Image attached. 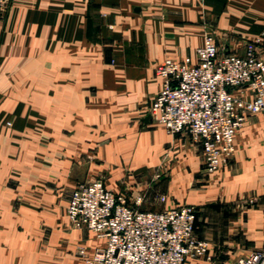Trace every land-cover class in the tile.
Instances as JSON below:
<instances>
[{
	"label": "crops",
	"instance_id": "0c3cea01",
	"mask_svg": "<svg viewBox=\"0 0 264 264\" xmlns=\"http://www.w3.org/2000/svg\"><path fill=\"white\" fill-rule=\"evenodd\" d=\"M208 31L226 53L256 41L264 60V0H11L0 18V264H86L80 250L106 240L74 228L67 208L78 184L100 179L141 211L195 207L210 247L187 264H236L264 247V113L213 174L188 135L150 114L157 66L195 58Z\"/></svg>",
	"mask_w": 264,
	"mask_h": 264
},
{
	"label": "built area",
	"instance_id": "2783aa9c",
	"mask_svg": "<svg viewBox=\"0 0 264 264\" xmlns=\"http://www.w3.org/2000/svg\"><path fill=\"white\" fill-rule=\"evenodd\" d=\"M10 2L0 0V18ZM156 75L162 89L150 106L153 120L172 135H188L202 152L204 171L218 172L231 162L239 130L264 113V60L257 42H247L244 55L226 53L208 31L195 58L166 59ZM197 213L190 205L141 211L101 179L78 184L67 208L74 228L106 240L91 254L80 250L86 264H187L205 258L209 244L195 236ZM236 264H264V247Z\"/></svg>",
	"mask_w": 264,
	"mask_h": 264
},
{
	"label": "rangeland",
	"instance_id": "374dc122",
	"mask_svg": "<svg viewBox=\"0 0 264 264\" xmlns=\"http://www.w3.org/2000/svg\"><path fill=\"white\" fill-rule=\"evenodd\" d=\"M9 5H10V4H9ZM8 7H9V6H8ZM8 7L4 10V12L8 9ZM4 12H3V13H4ZM70 196H71V195H70ZM68 203H69V202H68ZM206 242H207V241H206ZM207 243H208V242H207ZM208 244H209V243H208ZM209 247H210V244H209Z\"/></svg>",
	"mask_w": 264,
	"mask_h": 264
}]
</instances>
